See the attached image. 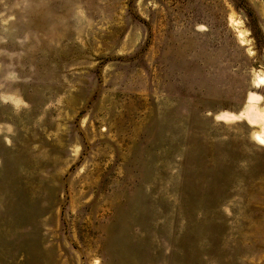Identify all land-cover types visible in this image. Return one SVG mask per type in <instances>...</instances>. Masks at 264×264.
<instances>
[{"label":"rangeland","instance_id":"obj_1","mask_svg":"<svg viewBox=\"0 0 264 264\" xmlns=\"http://www.w3.org/2000/svg\"><path fill=\"white\" fill-rule=\"evenodd\" d=\"M0 264H264V0H0Z\"/></svg>","mask_w":264,"mask_h":264},{"label":"bare ground","instance_id":"obj_2","mask_svg":"<svg viewBox=\"0 0 264 264\" xmlns=\"http://www.w3.org/2000/svg\"><path fill=\"white\" fill-rule=\"evenodd\" d=\"M255 97V96H253ZM252 98V96H251ZM254 99V98H253ZM255 100V99H254ZM249 114L252 115V117H256L258 116V113L256 112V108H255V105L251 106L250 110H249Z\"/></svg>","mask_w":264,"mask_h":264}]
</instances>
